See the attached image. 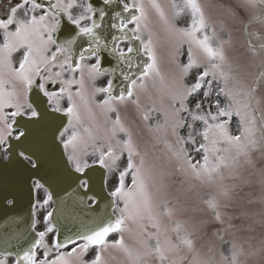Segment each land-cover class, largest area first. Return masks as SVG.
<instances>
[{
  "label": "snow or ice",
  "instance_id": "1",
  "mask_svg": "<svg viewBox=\"0 0 264 264\" xmlns=\"http://www.w3.org/2000/svg\"><path fill=\"white\" fill-rule=\"evenodd\" d=\"M0 210V264H264V0H2Z\"/></svg>",
  "mask_w": 264,
  "mask_h": 264
},
{
  "label": "water",
  "instance_id": "2",
  "mask_svg": "<svg viewBox=\"0 0 264 264\" xmlns=\"http://www.w3.org/2000/svg\"><path fill=\"white\" fill-rule=\"evenodd\" d=\"M30 208H31V202L29 200L27 193L25 191H21L17 196L16 207L10 211V215L19 218L20 227L22 231L25 233V235H29V236H30V230H29ZM54 208H55V204H54ZM3 214H4L3 210H0V216H3ZM3 247L4 244L2 241H0V250H2Z\"/></svg>",
  "mask_w": 264,
  "mask_h": 264
},
{
  "label": "rangeland",
  "instance_id": "3",
  "mask_svg": "<svg viewBox=\"0 0 264 264\" xmlns=\"http://www.w3.org/2000/svg\"><path fill=\"white\" fill-rule=\"evenodd\" d=\"M256 27H259V25H257ZM105 79H106V78H105ZM204 191H206V189H205ZM52 207H53V205L51 206V208H50L49 210H51ZM39 230H40V228H39ZM110 239H112V237H110ZM112 254H113L114 256H118V253L113 252Z\"/></svg>",
  "mask_w": 264,
  "mask_h": 264
},
{
  "label": "flooded vegetation",
  "instance_id": "4",
  "mask_svg": "<svg viewBox=\"0 0 264 264\" xmlns=\"http://www.w3.org/2000/svg\"><path fill=\"white\" fill-rule=\"evenodd\" d=\"M0 2H2V0H0ZM38 230H39V226H38V228H37Z\"/></svg>",
  "mask_w": 264,
  "mask_h": 264
}]
</instances>
